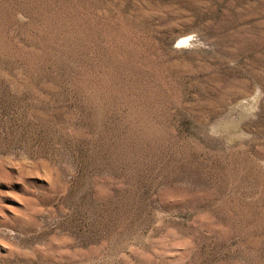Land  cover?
<instances>
[{"label": "rangeland", "instance_id": "rangeland-1", "mask_svg": "<svg viewBox=\"0 0 264 264\" xmlns=\"http://www.w3.org/2000/svg\"><path fill=\"white\" fill-rule=\"evenodd\" d=\"M0 264H264V0H0Z\"/></svg>", "mask_w": 264, "mask_h": 264}]
</instances>
